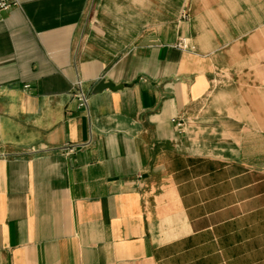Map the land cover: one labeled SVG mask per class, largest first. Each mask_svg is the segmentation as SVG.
Listing matches in <instances>:
<instances>
[{
	"label": "crops",
	"instance_id": "obj_1",
	"mask_svg": "<svg viewBox=\"0 0 264 264\" xmlns=\"http://www.w3.org/2000/svg\"><path fill=\"white\" fill-rule=\"evenodd\" d=\"M0 264H264V0L0 12Z\"/></svg>",
	"mask_w": 264,
	"mask_h": 264
},
{
	"label": "built area",
	"instance_id": "obj_2",
	"mask_svg": "<svg viewBox=\"0 0 264 264\" xmlns=\"http://www.w3.org/2000/svg\"><path fill=\"white\" fill-rule=\"evenodd\" d=\"M18 4V0H0V12L9 10L11 7L16 6ZM183 17H187L186 11L182 13ZM179 47L183 49L190 48L189 44L187 43L186 39L180 38L179 40ZM79 84V82H78ZM28 85H25L27 87ZM73 97H75L79 103V105H83L86 103V97L82 93L81 90L74 91Z\"/></svg>",
	"mask_w": 264,
	"mask_h": 264
},
{
	"label": "water",
	"instance_id": "obj_3",
	"mask_svg": "<svg viewBox=\"0 0 264 264\" xmlns=\"http://www.w3.org/2000/svg\"><path fill=\"white\" fill-rule=\"evenodd\" d=\"M105 88H108V89H111V90H115V89H119L121 88L120 85H115L113 84L112 82L110 81H105V80H100L94 87L93 89V92L96 93V92H100L102 91L103 89Z\"/></svg>",
	"mask_w": 264,
	"mask_h": 264
}]
</instances>
